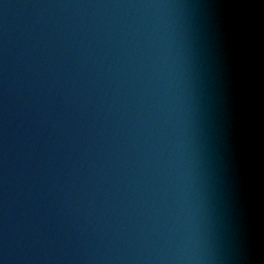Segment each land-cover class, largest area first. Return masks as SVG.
Masks as SVG:
<instances>
[{"label":"water","instance_id":"95a60500","mask_svg":"<svg viewBox=\"0 0 264 264\" xmlns=\"http://www.w3.org/2000/svg\"><path fill=\"white\" fill-rule=\"evenodd\" d=\"M235 0H0L3 264H264Z\"/></svg>","mask_w":264,"mask_h":264},{"label":"clouds","instance_id":"9594fccd","mask_svg":"<svg viewBox=\"0 0 264 264\" xmlns=\"http://www.w3.org/2000/svg\"><path fill=\"white\" fill-rule=\"evenodd\" d=\"M227 7L234 11L243 27L242 88L246 128L257 151L264 152V0H235Z\"/></svg>","mask_w":264,"mask_h":264}]
</instances>
